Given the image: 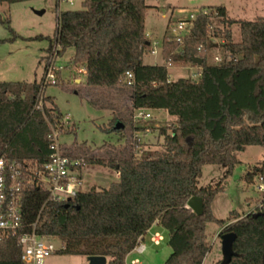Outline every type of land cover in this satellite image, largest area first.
<instances>
[{"label":"trees","instance_id":"obj_1","mask_svg":"<svg viewBox=\"0 0 264 264\" xmlns=\"http://www.w3.org/2000/svg\"><path fill=\"white\" fill-rule=\"evenodd\" d=\"M148 7L146 0H84L81 9L57 12L45 59L57 46L58 56L73 48L69 64L82 69L89 102L111 110L107 131L125 137L116 146L102 145L101 153L85 143L61 148L86 164L115 170L119 180L78 191L62 202L51 199L41 185H27L21 200L22 229L16 235L0 233V264H22L19 236L34 230L61 240L57 252L103 255L106 264H129L128 255L155 223L168 232L171 253L163 264H203L211 245L206 232L210 221L218 223L220 236L236 234L228 264H264V192L258 191L256 216L233 212L228 220L217 219L211 209L222 181L238 163L235 152L248 145L264 149V16L237 19L225 6L203 7L208 12L197 16L183 44L164 38L165 64H146L143 56L151 50L145 27ZM233 25L239 28L237 41ZM214 48L222 49L221 60L208 63ZM194 56L203 63H194ZM168 65H198L199 77L171 80ZM128 71L134 76L131 85ZM45 89L41 80L0 81V156L18 162L26 173L49 162V134L62 116ZM42 93L43 105L37 108ZM107 97L129 103L121 107ZM144 109H164L176 117L159 128L163 142L149 153L141 151L142 127L133 123ZM117 122L124 126L116 128ZM206 164L225 167L216 185L198 184ZM242 178L248 185L256 179L264 183V159ZM193 196L203 200L202 215L188 206Z\"/></svg>","mask_w":264,"mask_h":264},{"label":"rangeland","instance_id":"obj_2","mask_svg":"<svg viewBox=\"0 0 264 264\" xmlns=\"http://www.w3.org/2000/svg\"><path fill=\"white\" fill-rule=\"evenodd\" d=\"M84 0H76L73 4L58 2L57 0H13L11 3L0 2V81H40L46 71V49L53 37L57 26V12L60 10L81 9ZM148 7L145 16V27L150 38L151 50L144 54L146 64H165L162 57L163 40L172 32L173 25L178 21L195 17L198 10L209 6H225L231 17L252 20L264 16V0H146ZM42 11V13H38ZM193 20V19H191ZM187 22L186 27H190ZM234 40L240 39L237 25H233ZM73 48H68L62 55L56 57L54 65L61 67L57 83L48 85L45 96H52L54 103L62 116H70L71 121L59 135L61 146H72L75 142L85 143L97 153L104 151V144L118 145L125 141L123 133L108 132L107 128L113 118L111 110L98 109L89 102L90 90L85 83L82 69H75L69 64L73 55ZM222 55L221 48H214L207 55V62L214 63V56ZM171 80L180 77L197 79L200 69L198 65H168ZM79 79V80H78ZM114 105L125 107L129 101H119L114 97H107ZM151 117L134 118V125L142 130L138 133L141 151L149 153L160 148L163 137L159 133L162 126L174 123L176 117L164 109H144ZM130 127L126 128V132ZM238 163L232 173L222 181L223 190L216 194L211 209L217 219L228 220L233 212L240 215L254 211L260 196L254 184L248 185L242 178L248 168L264 159V149L258 145H248L244 150L236 151ZM84 181L80 191H88L108 187L112 181L118 179L116 171L100 165L85 164ZM225 174V167L217 164H206L202 167V174L198 184L216 185ZM247 199H249L247 201ZM160 231L163 239L159 244L151 243L148 238L144 243L147 251L143 254L134 253L129 257V264L138 258L143 264H163L171 253L168 245V232L160 225L154 227ZM216 221L207 223L206 232L211 245L203 264H219L222 259L221 239ZM54 245L61 249L62 242L58 238H51ZM133 258V259H132ZM48 264H89L87 256L71 255L56 252L48 258Z\"/></svg>","mask_w":264,"mask_h":264},{"label":"built area","instance_id":"obj_3","mask_svg":"<svg viewBox=\"0 0 264 264\" xmlns=\"http://www.w3.org/2000/svg\"><path fill=\"white\" fill-rule=\"evenodd\" d=\"M57 1L73 4L76 0ZM202 11L204 13L208 12V10L199 9L195 17L191 14L190 19L181 20L174 24L169 38L180 45L183 44L184 38L191 33L195 19ZM187 22L191 24H189L190 27H186ZM215 40L218 41V39ZM58 48V46L55 47L48 60H46L45 75L41 79L44 87L56 84L57 73L62 70L61 67L56 68L54 65L58 56ZM151 53H155V49H151ZM214 59L220 61L221 56L216 55ZM126 81L130 85L134 83V76L131 71L126 72ZM43 95V93L39 95L37 108H41L43 105ZM150 116L148 112L139 110L135 115V119ZM70 119L68 115L61 116L60 119H57L58 124L52 126L49 134L52 153L49 162L42 167H30L29 172L26 173L18 162L9 160L4 155L0 156V233L5 232L16 235L22 229L21 200L27 185H41L49 192V197L57 202L67 201L80 191L84 181L85 173L83 169L86 163L83 159L64 154L59 140L60 128L65 127ZM256 188L259 192H264V183L261 179ZM252 212H256V209ZM51 238L50 236L40 235L35 230L21 234L19 241L22 245V264H48V258L59 250L51 241ZM162 239L163 235L160 232L151 234V241L154 244H159ZM144 250L145 244L143 237H141L134 251L142 254ZM131 264L143 263L137 258L133 259Z\"/></svg>","mask_w":264,"mask_h":264},{"label":"water","instance_id":"obj_4","mask_svg":"<svg viewBox=\"0 0 264 264\" xmlns=\"http://www.w3.org/2000/svg\"><path fill=\"white\" fill-rule=\"evenodd\" d=\"M39 14L42 13V11L38 12ZM194 63H197L198 65H201L203 63V59L197 56H194L192 58ZM124 126L123 123L117 122L115 127L119 128ZM71 198L68 199L70 201ZM188 206L195 211L198 215L203 214V200L201 197L193 196L188 201ZM260 212H255L254 215H258ZM221 239V251L223 259L221 261V264H228L233 255L235 254L233 250V243L236 239V234L234 232H225L220 236ZM89 264H106L107 263V257L103 255H94L88 257Z\"/></svg>","mask_w":264,"mask_h":264},{"label":"crops","instance_id":"obj_5","mask_svg":"<svg viewBox=\"0 0 264 264\" xmlns=\"http://www.w3.org/2000/svg\"><path fill=\"white\" fill-rule=\"evenodd\" d=\"M149 37V36H148ZM79 80V79H78ZM71 118V117H70ZM70 121H71V119H70ZM116 174H117V176H118V179H116L115 181H117V180H119V174L116 172ZM158 224L157 223H155L147 232H146V234L144 235V237H143V242L145 241V239H147L148 238V236H149V238H148V240L152 243V241H151V234L153 233V232H160V231H158V230H154V227L155 226H157ZM145 244V243H144ZM147 251V246H146V244H145V250H144V252L143 253H145ZM134 253H137V254H140V253H138V252H136V251H133V252H131L129 255H128V259H129V257L131 256V255H133ZM142 253V254H143ZM133 259V258H132ZM134 259H137V258H134ZM130 260V259H129ZM128 260V261H129Z\"/></svg>","mask_w":264,"mask_h":264}]
</instances>
